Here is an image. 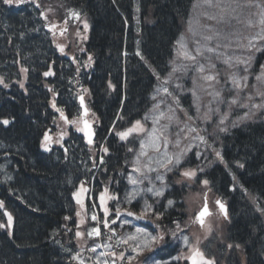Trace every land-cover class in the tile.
Wrapping results in <instances>:
<instances>
[{
	"label": "trees",
	"instance_id": "1",
	"mask_svg": "<svg viewBox=\"0 0 264 264\" xmlns=\"http://www.w3.org/2000/svg\"><path fill=\"white\" fill-rule=\"evenodd\" d=\"M65 1L91 21L87 47L97 60L89 79L94 84L91 107L99 117V136L103 138L121 106L123 72L128 82L123 114L133 117L141 110L137 97H142V102L148 86L153 85L150 67L136 53L142 50L148 65L166 68L175 38L191 14L193 0ZM37 16L27 5L5 7L0 2V224L5 225L0 228V264H76L73 256L77 239L73 223L65 217H71L68 186L81 173L86 150L81 148L75 158L61 148L56 153L47 151L42 144L47 131L55 132L54 123L59 119L52 102L70 118L78 112L77 94L73 96L71 89L80 77L72 72L70 64L65 65L67 59L57 58L51 47H45L49 52L46 56L36 54L33 61L31 55L26 56L33 49L34 23H43V17ZM124 52L128 58L125 63ZM31 66L37 70L23 71ZM52 67L54 78L45 76ZM109 79L117 87L115 94L109 91ZM3 120L9 123L3 124ZM107 141L113 158L122 161L128 157L114 133ZM224 156L238 175V182L247 189L230 191L227 185L237 179L231 180L223 167L210 173L216 190L225 188L222 191L233 221L228 237L244 246L245 264H264V213L260 215L254 206L264 209V112L227 134ZM89 160L85 158V162ZM111 163L116 171L117 163ZM250 197L257 198L254 204L249 202ZM174 212L168 211L167 217ZM8 214L13 218L11 226L7 225ZM166 224L171 226L170 217Z\"/></svg>",
	"mask_w": 264,
	"mask_h": 264
},
{
	"label": "rangeland",
	"instance_id": "2",
	"mask_svg": "<svg viewBox=\"0 0 264 264\" xmlns=\"http://www.w3.org/2000/svg\"><path fill=\"white\" fill-rule=\"evenodd\" d=\"M37 1L41 0H35V2ZM41 5L45 7L50 16L46 25L49 28L45 29L40 22L34 23L33 31L35 36L32 38L31 43L33 49L31 50V54H26V56L31 55L32 61L36 54L43 57L46 56L49 52L47 53L45 47L48 49L47 47L50 46V39L57 43L59 49L63 47L62 53L64 52L73 56L75 46L81 45L83 48L79 47L80 51H85L82 41L87 35L86 28L84 27L85 23L88 25L87 18L80 15V18L76 19L72 16L71 12L73 8L68 6L64 0H43ZM222 8L226 9V11H222ZM260 11L261 9L255 6H247L246 0H238V2L236 0H221V7H209L204 0H194L191 14L183 24L182 32L176 39L171 61L167 64L166 70L163 71L162 77L155 84V93H153L155 102L152 112L140 123L143 131L131 132L132 134L139 133L141 141L137 146H134V151L132 152L133 157L131 162H133V170L130 179H135L137 183L136 189L132 191L130 198L136 195L138 197V190L145 196H152L157 190L164 191L165 186L163 184L155 187L153 184L150 185L146 179H157L156 177L159 175L163 176V180H159L162 183L164 181V173L168 169H174L173 167L177 166L175 164L176 157L179 156L181 163H184L186 155L192 148L197 149L195 154L197 153V157H201L202 151L207 146L208 153L211 152L213 157H216L215 146L220 136L254 116V111L249 113L248 116L247 114H239L240 108L245 105L244 102L251 107L254 105H264V97L258 94L264 92V80H257V76H260L264 72V61L261 60L256 67H252L249 61H252L253 55L246 53V50H250L253 54L258 52L256 47L250 48L248 46L249 41H252L259 48L263 49L264 47V41L255 39L261 35V25L259 24ZM212 16L217 17V19H210L209 17ZM221 16L224 17L223 20H220ZM249 21H251V24H249ZM40 26L44 28V31L41 30ZM206 37H212V39H206ZM67 41L69 46L67 45ZM181 44L184 45L183 49L181 48ZM197 48L200 49L199 53L196 51ZM209 48L214 49V51L209 52ZM184 51L196 56V59H187L183 55ZM61 55L63 56V54ZM94 63L95 60L92 57L91 62H89V59H86L84 65L90 69L94 66ZM81 65L79 64L77 67ZM200 67H203V72L199 71ZM245 67H247L246 71ZM26 69L33 72L37 70L35 66ZM258 69H261V71L258 72ZM155 72L158 71L154 69L153 74ZM223 75L225 79H221ZM206 76L214 78L207 80L205 79ZM233 77L239 80V86L234 85ZM243 77H247V79L245 80ZM16 87L20 89V86L17 85ZM250 91L253 92L254 99L249 98L251 96L249 95ZM136 127L135 122L129 129ZM66 128H69L68 125L61 123L60 127L58 126V135L64 134ZM129 129L127 128L124 132H128ZM221 129H226V131H222ZM153 130H155V143L159 144L158 151L152 142ZM207 141L209 142L207 143ZM129 146V142H126L123 145L124 151L128 150ZM168 158H172L173 163L168 164L166 168L163 165L167 163ZM206 167L208 166H203L199 170ZM137 168L140 171H135ZM149 169L152 170L149 171ZM174 182L177 186L181 183L187 190V195L184 194L183 201L184 203L186 202L187 214L189 215L186 221L187 226L191 224V228H186V225H180L183 231H178L177 236L182 237L186 235L191 237L189 239H193L194 241L197 239L198 242L201 241L202 243L204 238L211 234V242L209 244H212V250H215L217 253L216 245H223V247L218 248V251L224 258L221 259L218 255V264H233L235 261L229 257L232 250L226 247L227 244L231 243L228 240V232H226V228L228 227L227 221L224 220L225 222H223L216 217L215 219H211L212 217H210L208 219L209 222L203 228V230H208L198 233L201 229L194 222V216L199 211L197 207L205 192L193 191L190 188V180L186 178H180V181ZM149 188L153 189V191H147ZM133 193H135L134 196ZM90 199L96 205L93 195ZM143 204L141 205L142 210L144 209ZM113 211L115 212L116 210ZM95 212L98 215H93L98 217L94 224L91 223L92 219L85 220L83 218L85 217L83 209L79 212V216H74L75 235L77 232L83 233L82 236L76 235L78 246L75 249L73 259L77 264H80L81 260L84 264H93V259L99 260L98 264H105V261H107V264H116V261H111L110 255L112 252L109 249L111 250L120 246L126 247L127 245L128 247L134 245L132 248L138 245L142 247L145 242L143 233H149V231L141 229L142 232L138 234L136 232L137 228L134 227L135 224L132 221L125 218H121L118 221L119 218L116 219V217L110 215H106L107 217L101 215V217L98 210ZM150 212L151 210L148 214ZM82 219L84 221L83 224H81ZM104 220L108 221V226L104 225ZM113 220H115V223L111 222ZM93 228H99L101 235L95 236L93 234L89 236L88 233ZM106 230L109 235L114 236L115 246L108 243L110 239L106 238L104 240L105 236H107ZM173 230H176V226ZM132 235L137 236L135 241L129 240L126 244L121 242ZM180 241L182 240L180 239ZM172 242L175 243L176 239L172 240ZM97 245H106L107 247H97ZM157 245L158 242L153 244L151 250L158 247ZM93 247H96L95 252L92 251ZM185 247L186 245L182 241V248ZM182 248H179L180 252L175 257L180 256L182 257L181 260H187L183 257L190 254L182 253ZM232 249H236L235 244H233ZM151 250L145 249L142 255H137L132 250L131 253L126 254L125 259L133 260V264H141V258L146 252ZM231 254L239 258L241 262H245L241 254L233 251ZM77 256H79V259H76ZM115 258L117 259L116 256ZM173 258L168 260V262L173 260ZM136 259H139L140 262L138 263ZM187 261L190 262L189 260ZM157 262L160 264V261ZM143 264H145V261ZM146 264H153V262Z\"/></svg>",
	"mask_w": 264,
	"mask_h": 264
},
{
	"label": "snow or ice",
	"instance_id": "3",
	"mask_svg": "<svg viewBox=\"0 0 264 264\" xmlns=\"http://www.w3.org/2000/svg\"><path fill=\"white\" fill-rule=\"evenodd\" d=\"M0 2H2L3 4H6V5H13V4L20 5V4H24V3L35 2V0H0ZM204 2L209 7H213V6L221 7V0H204ZM236 2H238V0H236ZM246 4L249 7L255 6V7L261 9V11L259 13V16H260V18H259V24L261 25V35H259L255 39H259L261 41H264V0H246ZM36 6L39 7V4H37ZM222 11H226V9L222 8ZM71 15L74 16L76 19H79L80 18V14L78 12L72 11L71 12ZM45 18H47V17H45ZM209 18L210 19H217V17H215V16H212V17H209ZM223 19H224V17L221 16L220 17V20H223ZM249 24H251V21H249ZM84 27L85 28L88 27L87 23L84 24ZM61 34H63V33H61ZM77 34H79V33H77ZM84 38L86 39V37H84ZM206 39H212V37H206ZM248 46L250 48L251 47H256L258 51L264 50L262 48L257 47L255 44H253L252 41H249V45ZM181 48L182 49L184 48V45L183 44H181ZM60 50L63 51L64 50L63 47H61ZM196 51H197V53H199L200 52V49L197 48ZM208 51L211 52V51H214V49L209 48ZM183 55L187 59H190V60H195L196 59V56H193V55L189 54L187 51H184L183 52ZM88 59H89V62H91L92 57L89 56ZM240 62L241 63H244L243 61H240ZM246 70H247V67H245V71ZM23 71L26 72L27 69H23ZM199 71L203 72L204 71L203 67H200ZM44 75L45 76H48V75H52V73L51 72H45ZM213 78L214 77H212V76H206L205 77V79H207V80H212ZM243 79L246 80L247 77H243ZM257 80H264V72H262L260 76H257ZM0 83H3V78L2 77H0ZM233 83H234V85L239 86V80H237L235 77H233ZM5 87H7V85H5ZM21 87H23V84H21ZM165 91H167V89H165ZM258 94H260L262 97H264V92H260ZM79 99H80L81 104H83L84 103L83 96L79 97ZM52 106L54 108L56 107V105H55L54 102H53V105ZM254 107L261 108V107H264V105H254ZM56 110L60 113L61 118L66 123L75 124V125L78 126V122L75 119L69 120L68 117L64 114V112L61 109L57 108ZM85 112H87V109H85ZM189 119H191V117H189ZM2 123L5 124V125H7L9 123V121L8 120H3ZM84 125H85L84 128H82V129H79L78 128V130L85 131L86 134L89 135V143H91L92 142V140H91V127H90V125L88 124L87 121H84ZM136 125H137L136 128L129 129L128 132L118 133V135L121 137V139H124L132 131H143V128L140 126V121H136ZM221 130L222 131H226V129H221ZM152 136H153V141H152L153 142V146L158 151L159 150V144L155 143V139H156L155 138V130H153ZM44 139H45V141H48V140H50V137L48 135H45ZM201 139H203V137H201ZM142 147H143V144H142ZM45 148H46V150H48L47 149V145H45ZM104 151L107 152L108 149L105 148ZM145 155H146V153H145ZM216 156L220 160H223V157L221 156V153L219 151L216 152ZM172 163H173L172 158H168L167 163L165 165H163V166L167 168V165L168 164H172ZM180 163H181L180 158H179V156H177L176 159H175V164L176 165H179ZM240 167H243V165H240ZM151 170L152 169H149V171H151ZM171 170L172 169H168V171H171ZM135 171H140V169L137 168V169H135ZM200 171H203V169H200ZM180 174L183 177H185V178L192 179V178L196 177L197 172L195 170H185V171H183ZM156 178L157 179H160V180H163V176H159L158 175ZM233 179H235V176H233ZM131 182L133 184H136L137 183V181L135 179H132ZM202 183L205 186H207L208 183H209V181L208 180H203ZM86 191H87V189H85L83 187V185H81L80 192L75 193V195L77 197V203H80L81 205H83V201L80 199V195H81V192H86ZM147 191L152 192L153 189L149 188ZM105 192H107V189H105ZM134 195H135V193H133V196ZM154 195L157 196V197L162 196L163 195V191L162 190H157V191L154 192ZM100 199H101V203L103 204L104 201H105V196L102 194L101 197H100ZM205 200H206V197H205ZM167 203H168L169 206H171V205H173L174 201L171 200V199H169L167 201ZM215 203L218 205L219 211L223 215L224 219L225 220H228L229 219V214H228V210H227L226 205L221 200H219V199H217ZM2 206H3V202L0 201V207H2ZM151 209H152V205H150L147 202H145L144 209L140 212V214L137 215L136 213L129 211V212H127V215H129V216H136L137 219H144V218L147 217L148 212ZM261 211H262V213H264V209H261ZM104 212L107 215L109 213V209L107 207H105L104 208ZM116 212H117V218H118L119 217V214H120V210L119 209H116ZM210 214L211 213H210V210L208 208V205H207V203H205L204 206H203V208H202V210L199 211V213L195 217L194 222L195 223H199L203 227L204 224H205V218L208 215H210ZM77 215L79 216L80 214L77 213ZM91 218L93 220H96L97 219V217L95 215H93ZM160 218H161V214L157 213L156 214V219H160ZM65 219H69V217H65ZM12 221H13V218H12L11 214H8L7 225L8 226H11ZM83 223H84V221L82 219L81 220V224H83ZM103 223H104L105 226H108V221L107 220H104ZM112 223H115V220H113ZM125 223H127V221H125ZM2 227H5V225L0 224V228H2ZM157 227H159V225ZM178 231H183V229L181 228L180 224L177 222L176 223V230H171V229L169 230L170 235H171V237L173 239L178 238L177 237V232ZM209 231H211V229H209ZM136 232L139 234V233L142 232V230L139 229V228H137L136 229ZM93 234L95 236H100L101 235L100 229L99 228H93L91 230V232L88 233L89 236H92ZM76 235L77 236H82L83 233L77 232ZM143 235L145 237V242L143 243L142 247L138 245L137 247H134L132 249L134 252L137 253V255H142L143 254V251L145 249L151 250V247H152L153 244H155V243H157L159 241H163L164 240V235L165 234L163 232H161L158 235H151L149 233H143ZM136 239H137V236L132 235V236H129L126 240H122L121 242L126 244V243H128L129 240L135 241ZM179 239H181L186 246L189 245V238H188V236L185 235V236L179 237ZM97 247H107V246L106 245H97ZM226 247L228 249H232L233 248V244L229 243V244L226 245ZM240 247H241L240 244H235V248L236 249H240ZM92 251L95 252L96 251V247H93L92 248ZM190 251H191V254L188 255V256H186V257H183V258L189 260L191 262V264H216L215 258L214 257L213 258H209V257L205 256V253L203 251H201L199 247H191L190 248ZM112 255L115 256L116 254L115 253H112ZM119 258L121 260L124 259L123 253L120 254V257ZM181 258L182 257L177 256V257H174L173 259L180 260ZM76 259H79V256H77ZM80 264H84V262L81 260L80 261ZM105 264H107V261H105ZM129 264H130V261H129ZM145 264H146V262H145ZM153 264H159V262L153 261Z\"/></svg>",
	"mask_w": 264,
	"mask_h": 264
},
{
	"label": "water",
	"instance_id": "4",
	"mask_svg": "<svg viewBox=\"0 0 264 264\" xmlns=\"http://www.w3.org/2000/svg\"><path fill=\"white\" fill-rule=\"evenodd\" d=\"M82 105V107H83V111H82V115H83V118L85 119V116H86V113L87 112H85V105H84V103L83 104H81ZM84 121H86V120H84ZM89 124V123H88ZM90 125V124H89Z\"/></svg>",
	"mask_w": 264,
	"mask_h": 264
}]
</instances>
